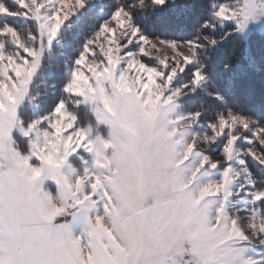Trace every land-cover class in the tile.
I'll list each match as a JSON object with an SVG mask.
<instances>
[{
  "label": "snow or ice",
  "instance_id": "obj_1",
  "mask_svg": "<svg viewBox=\"0 0 264 264\" xmlns=\"http://www.w3.org/2000/svg\"><path fill=\"white\" fill-rule=\"evenodd\" d=\"M256 78L264 0H0V264H264Z\"/></svg>",
  "mask_w": 264,
  "mask_h": 264
},
{
  "label": "trees",
  "instance_id": "obj_2",
  "mask_svg": "<svg viewBox=\"0 0 264 264\" xmlns=\"http://www.w3.org/2000/svg\"><path fill=\"white\" fill-rule=\"evenodd\" d=\"M194 2L202 3L203 0H194ZM155 22L159 23L164 28L169 29V30H176L182 25L191 27L193 23V14L185 13L184 11L180 9L165 10L161 14L160 18ZM260 40H261V37L259 35H255L253 37V41L256 43H259ZM57 51H59V49ZM215 71L218 73L219 68H217ZM252 87L254 91V102L252 106L254 107L255 103L259 102L261 97L264 96V84L261 83L259 78H256L252 84ZM234 99L237 100L238 102H243L239 95L234 97Z\"/></svg>",
  "mask_w": 264,
  "mask_h": 264
},
{
  "label": "rangeland",
  "instance_id": "obj_3",
  "mask_svg": "<svg viewBox=\"0 0 264 264\" xmlns=\"http://www.w3.org/2000/svg\"><path fill=\"white\" fill-rule=\"evenodd\" d=\"M12 135L15 138L18 135V133L14 130L13 133H12ZM43 187H45L47 190H49L53 194H55L56 185H55V182L54 181H52L50 179L44 180L43 181Z\"/></svg>",
  "mask_w": 264,
  "mask_h": 264
},
{
  "label": "crops",
  "instance_id": "obj_4",
  "mask_svg": "<svg viewBox=\"0 0 264 264\" xmlns=\"http://www.w3.org/2000/svg\"><path fill=\"white\" fill-rule=\"evenodd\" d=\"M75 227H76L77 229H79V228L81 227L80 222H77L76 225H75Z\"/></svg>",
  "mask_w": 264,
  "mask_h": 264
}]
</instances>
